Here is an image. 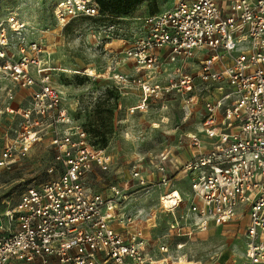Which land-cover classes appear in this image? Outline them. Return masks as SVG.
I'll return each mask as SVG.
<instances>
[{
  "label": "built area",
  "instance_id": "1",
  "mask_svg": "<svg viewBox=\"0 0 264 264\" xmlns=\"http://www.w3.org/2000/svg\"><path fill=\"white\" fill-rule=\"evenodd\" d=\"M98 16L94 0H57L54 6L60 27ZM113 34L114 25L107 26L105 46ZM25 35L26 24L15 14L0 22V82H11L22 92L20 102H27L23 109L9 103L4 108L18 113L21 122L9 127L0 169H12L45 136L52 161L45 180L5 204L0 264H179L150 251L161 215L171 217L166 227L177 238L245 216L240 264H264V0H173L169 9L147 15L141 33L119 52L131 63L133 82L139 78L141 104L172 93L185 95L186 104L197 101L196 78L204 89L214 87L204 100L198 133L140 156L132 166L138 186L161 190L158 210L123 213L128 181H109L106 195L85 185L95 170L107 172L112 158L90 145L61 105L55 69L42 57L41 43L27 42ZM11 38L16 53L10 51ZM164 65L173 66L165 83L140 80L148 73L161 76ZM5 95L14 100L12 89ZM187 178L184 199L174 186ZM155 247L168 253L163 243Z\"/></svg>",
  "mask_w": 264,
  "mask_h": 264
},
{
  "label": "rangeland",
  "instance_id": "2",
  "mask_svg": "<svg viewBox=\"0 0 264 264\" xmlns=\"http://www.w3.org/2000/svg\"><path fill=\"white\" fill-rule=\"evenodd\" d=\"M57 0H0V22L8 14H15L26 24L25 39L39 41L42 57L52 71L53 84L61 93V105L75 124L87 133L93 148H103L112 158L107 172L87 175L85 185L104 195L108 194L109 181L129 182L123 213L137 210H158L161 190L147 185L140 187L131 179V169L140 156L154 155L163 148L184 140L187 133H198L203 115L205 98L212 96L214 87L204 89L196 78L193 95L197 101L185 103V95L172 93L159 98L150 97L142 103L138 86L133 82L131 63L119 53L142 31L143 19L153 11L167 10L173 0H146L124 17L109 21L85 20L77 17L65 27L54 20ZM109 24L114 25L112 41L105 46L103 33ZM128 42V43H127ZM15 39H10V51ZM206 54L202 51L201 55ZM190 63V60L186 61ZM172 65H164L161 76L150 73L141 77L142 82L165 83ZM187 71H189L187 69ZM196 75V68L190 69ZM115 76H121V79ZM82 80V84H78ZM6 89H12L14 100L8 101ZM22 92L9 81L0 82V151L5 138L11 137V128H18L21 118L18 113L8 114L4 108L9 104L16 109L27 107L20 102ZM23 99V98H22ZM141 108H136V106ZM135 107L136 109H134ZM202 143L207 140L201 137ZM52 161L49 137L34 143L27 156L10 170L0 169V216L7 202L17 201L26 186L42 182L48 176L46 169ZM181 196L189 194V179L176 186ZM164 189H162L163 191ZM169 215H161L154 230L152 252L156 257H167L179 264H239L244 246L239 229L217 228L214 231L192 230L190 235L175 237L167 230ZM247 219L239 221V226ZM168 246V253L157 252L156 244ZM181 243L178 248L177 244ZM21 264V263H20Z\"/></svg>",
  "mask_w": 264,
  "mask_h": 264
},
{
  "label": "trees",
  "instance_id": "3",
  "mask_svg": "<svg viewBox=\"0 0 264 264\" xmlns=\"http://www.w3.org/2000/svg\"><path fill=\"white\" fill-rule=\"evenodd\" d=\"M144 1L146 0H94L98 6L99 16L96 18H82V20H96L98 18L100 21L111 22L110 19H119L124 17L127 13ZM155 13H157V11H153L148 15ZM78 84H82V80H79Z\"/></svg>",
  "mask_w": 264,
  "mask_h": 264
},
{
  "label": "crops",
  "instance_id": "4",
  "mask_svg": "<svg viewBox=\"0 0 264 264\" xmlns=\"http://www.w3.org/2000/svg\"><path fill=\"white\" fill-rule=\"evenodd\" d=\"M244 219H246V217L245 216H242V217H240V216H238V217H236L233 221H231L230 223H228V224H226V225H224V226H218V227H215V226H212L208 231H214V230H216L217 228H231V229H239V231L241 232V234H242V236H243V229H244V226L246 225H242V226H239L238 225V222L239 221H244ZM243 241H244V246H245V237L243 236ZM244 246H243V249H242V251H241V254H240V261H239V264L241 263V261H242V253H243V251H244ZM151 253L153 254V252H152V248H151ZM156 256V255H155Z\"/></svg>",
  "mask_w": 264,
  "mask_h": 264
},
{
  "label": "bare ground",
  "instance_id": "5",
  "mask_svg": "<svg viewBox=\"0 0 264 264\" xmlns=\"http://www.w3.org/2000/svg\"><path fill=\"white\" fill-rule=\"evenodd\" d=\"M136 108H138V107H136Z\"/></svg>",
  "mask_w": 264,
  "mask_h": 264
}]
</instances>
